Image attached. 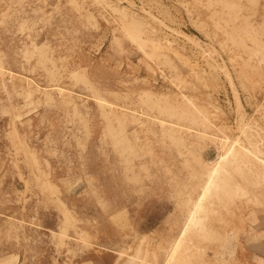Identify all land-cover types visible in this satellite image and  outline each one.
I'll return each mask as SVG.
<instances>
[{"label":"rangeland","instance_id":"rangeland-1","mask_svg":"<svg viewBox=\"0 0 264 264\" xmlns=\"http://www.w3.org/2000/svg\"><path fill=\"white\" fill-rule=\"evenodd\" d=\"M262 218L264 0H0V264H245Z\"/></svg>","mask_w":264,"mask_h":264},{"label":"crops","instance_id":"crops-1","mask_svg":"<svg viewBox=\"0 0 264 264\" xmlns=\"http://www.w3.org/2000/svg\"><path fill=\"white\" fill-rule=\"evenodd\" d=\"M259 220V219H257ZM252 228L254 233H252L254 240L248 241L247 246L252 245V251L254 253H249L248 257H244L246 260L245 264H264V218L261 221H255Z\"/></svg>","mask_w":264,"mask_h":264}]
</instances>
